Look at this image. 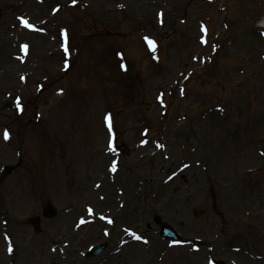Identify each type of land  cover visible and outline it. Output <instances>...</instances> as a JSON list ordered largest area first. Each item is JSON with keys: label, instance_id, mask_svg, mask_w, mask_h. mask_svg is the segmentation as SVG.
Returning <instances> with one entry per match:
<instances>
[{"label": "rangeland", "instance_id": "1", "mask_svg": "<svg viewBox=\"0 0 264 264\" xmlns=\"http://www.w3.org/2000/svg\"><path fill=\"white\" fill-rule=\"evenodd\" d=\"M259 25L264 0H0V264H71L121 228L89 264H264ZM91 204L117 222L96 241Z\"/></svg>", "mask_w": 264, "mask_h": 264}, {"label": "snow or ice", "instance_id": "2", "mask_svg": "<svg viewBox=\"0 0 264 264\" xmlns=\"http://www.w3.org/2000/svg\"><path fill=\"white\" fill-rule=\"evenodd\" d=\"M73 2H75V0H73ZM21 22L26 26V27H29V28H32L34 27L32 24L29 23V21L23 17H21ZM149 43H153L152 41H149ZM25 49H27V45L24 46ZM111 126V125H110ZM5 138L7 139L8 138V135L7 133L5 134ZM162 147V146H161ZM114 170V169H113Z\"/></svg>", "mask_w": 264, "mask_h": 264}, {"label": "water", "instance_id": "3", "mask_svg": "<svg viewBox=\"0 0 264 264\" xmlns=\"http://www.w3.org/2000/svg\"><path fill=\"white\" fill-rule=\"evenodd\" d=\"M162 229H163V232H164V235H169L170 237H176L175 233L173 232L172 228H170L169 226L167 225H163L162 226ZM223 264V263H221Z\"/></svg>", "mask_w": 264, "mask_h": 264}, {"label": "bare ground", "instance_id": "4", "mask_svg": "<svg viewBox=\"0 0 264 264\" xmlns=\"http://www.w3.org/2000/svg\"><path fill=\"white\" fill-rule=\"evenodd\" d=\"M124 252H126V250ZM126 256H131V255H130V253H128Z\"/></svg>", "mask_w": 264, "mask_h": 264}]
</instances>
